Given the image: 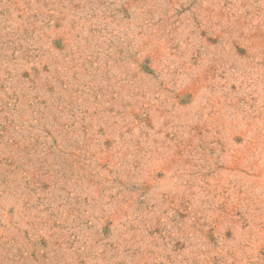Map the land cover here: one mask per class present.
<instances>
[{
	"label": "rangeland",
	"instance_id": "374dc122",
	"mask_svg": "<svg viewBox=\"0 0 264 264\" xmlns=\"http://www.w3.org/2000/svg\"><path fill=\"white\" fill-rule=\"evenodd\" d=\"M0 264H264V0H0Z\"/></svg>",
	"mask_w": 264,
	"mask_h": 264
}]
</instances>
